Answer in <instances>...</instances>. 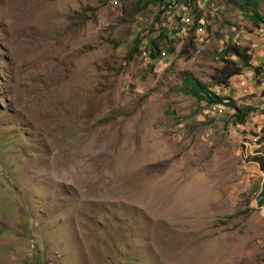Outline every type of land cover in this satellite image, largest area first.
I'll return each instance as SVG.
<instances>
[{
	"label": "rangeland",
	"instance_id": "rangeland-1",
	"mask_svg": "<svg viewBox=\"0 0 264 264\" xmlns=\"http://www.w3.org/2000/svg\"><path fill=\"white\" fill-rule=\"evenodd\" d=\"M146 1L0 0V264H264V0Z\"/></svg>",
	"mask_w": 264,
	"mask_h": 264
},
{
	"label": "trees",
	"instance_id": "trees-1",
	"mask_svg": "<svg viewBox=\"0 0 264 264\" xmlns=\"http://www.w3.org/2000/svg\"><path fill=\"white\" fill-rule=\"evenodd\" d=\"M253 3L255 5V0H243V2H239V6L243 9V11H249V7L247 4ZM150 3H155V5L159 6V12L157 14L158 18H164L165 8L170 3L167 0H147L143 5V7L148 6ZM199 16V15H198ZM197 16V19H198ZM253 18L255 20H261L262 17L258 14L257 10H253ZM165 19V18H164ZM197 21V20H196ZM197 23L195 24L194 28L197 27ZM167 29H164L166 31ZM168 32V30H167ZM166 34V33H165ZM162 34V35H165ZM143 43V40L140 38V36L136 37L134 39V44L130 50V53H135L142 51L140 49L141 45ZM165 45L160 46V41L150 39L149 44L147 41V51H149V56L154 60L157 61L159 55L163 51L162 48H164ZM232 55H235L238 60H235L231 58ZM220 60L223 61V66L218 69L219 75H220V81H223V83H227L229 81V78H231L235 74H239L243 70V66H247L251 61V54L248 52L247 47L242 46L237 43H229L226 44L220 52ZM238 61H241L242 64H239ZM257 69V68H256ZM184 89L189 94L195 95L199 100L205 99L207 100V103L209 105L211 104H221V103H228L226 101V97L218 94L212 90H210L207 86V84H203L200 80L192 78L190 76L184 77ZM229 106H233L235 108V112L233 114L232 120L235 123H245L247 118L250 116L252 112L251 105L246 106H234V104L229 103ZM256 160L260 163L261 168L264 169V159H261L260 157H256Z\"/></svg>",
	"mask_w": 264,
	"mask_h": 264
},
{
	"label": "clouds",
	"instance_id": "clouds-1",
	"mask_svg": "<svg viewBox=\"0 0 264 264\" xmlns=\"http://www.w3.org/2000/svg\"><path fill=\"white\" fill-rule=\"evenodd\" d=\"M111 3H113V4H117V3H119V0H116V1H113V0H112ZM175 4L178 5V2H172V3H170L169 5H175ZM169 5H167V7L165 8V14H171L172 12L175 13V15L177 16V22H178V25H179L177 31H181L182 23L180 22V17L178 16V12H177L176 10H170V9H169ZM181 5H184V6H188V7H190V9H191V13H192L193 9H192V7L190 6V5H191L190 3H187V4H181ZM163 16H164V15H163ZM164 18H166V17L164 16ZM192 21H193V19H192ZM192 21H191V22H192ZM191 22H190V23H191ZM162 52H163V51H162ZM213 105H222V103H221V104H211V105H210V109H211V111H212V112H215V111L212 109V106H213ZM215 113H217V112H215ZM218 114H219V113H218ZM259 164H260V163H259Z\"/></svg>",
	"mask_w": 264,
	"mask_h": 264
},
{
	"label": "bare ground",
	"instance_id": "bare-ground-1",
	"mask_svg": "<svg viewBox=\"0 0 264 264\" xmlns=\"http://www.w3.org/2000/svg\"><path fill=\"white\" fill-rule=\"evenodd\" d=\"M184 19H185V17H184ZM185 23V22H184ZM158 203V202H157Z\"/></svg>",
	"mask_w": 264,
	"mask_h": 264
},
{
	"label": "built area",
	"instance_id": "built-area-1",
	"mask_svg": "<svg viewBox=\"0 0 264 264\" xmlns=\"http://www.w3.org/2000/svg\"><path fill=\"white\" fill-rule=\"evenodd\" d=\"M181 12H183V11H181ZM185 25V24H184Z\"/></svg>",
	"mask_w": 264,
	"mask_h": 264
}]
</instances>
